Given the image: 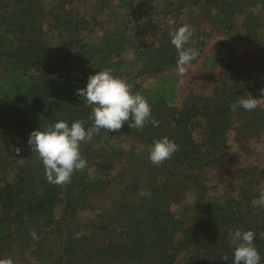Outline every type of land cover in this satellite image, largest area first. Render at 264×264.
Instances as JSON below:
<instances>
[{"label":"trees","instance_id":"obj_1","mask_svg":"<svg viewBox=\"0 0 264 264\" xmlns=\"http://www.w3.org/2000/svg\"><path fill=\"white\" fill-rule=\"evenodd\" d=\"M185 24L194 30L185 47L199 53L191 63L225 71L210 75L208 94L190 89L179 103L169 33ZM213 31L225 38L210 44ZM238 40L264 42V0H0V259L232 264L240 228L254 231L264 264V164H234L236 152L264 148V106L229 108L239 96L260 98L264 58L230 60ZM105 68L147 99L159 126L101 129L81 144L88 167L51 184L29 135L58 120L90 127L77 89ZM163 136L180 147L157 166L149 149Z\"/></svg>","mask_w":264,"mask_h":264},{"label":"clouds","instance_id":"obj_2","mask_svg":"<svg viewBox=\"0 0 264 264\" xmlns=\"http://www.w3.org/2000/svg\"><path fill=\"white\" fill-rule=\"evenodd\" d=\"M174 23V21H170ZM194 30L190 25H181L171 30L169 35L171 43L178 53L176 61L180 74H186L199 53L193 47H185L191 41ZM134 56L130 53L129 59ZM260 98L239 96L235 103L229 105L230 111H236L238 107L245 111H253L264 106V87L260 90ZM78 96L83 98L87 105L91 106L88 119L91 126L85 128L84 120H74L71 125L65 120H58L50 124L45 130H33L28 138V145L42 160L45 169L46 180L54 185H65L71 182L75 172H82L88 167V162L81 154V144L90 142L101 129L107 132H118L125 123L131 129L141 130L146 123L158 127L159 121L152 117L151 106L141 93L133 94L127 81L112 74V70L105 68L95 74L89 75L86 87L77 89ZM179 145L163 136L154 140L149 149V160L159 166L170 159L179 151ZM144 145L137 146L136 151L142 152ZM19 153V149H16ZM259 193L258 204L264 205V185L257 189ZM141 195L148 198L151 193L141 189ZM33 239H37L36 233H30ZM76 237L84 235L83 231L77 232ZM264 236V233H261ZM253 230H241L237 228L232 233L231 245L233 246L232 264H261V255L256 249ZM221 259L228 260L227 254ZM0 264H14L11 258L0 259Z\"/></svg>","mask_w":264,"mask_h":264},{"label":"rangeland","instance_id":"obj_3","mask_svg":"<svg viewBox=\"0 0 264 264\" xmlns=\"http://www.w3.org/2000/svg\"><path fill=\"white\" fill-rule=\"evenodd\" d=\"M225 38V36L218 32L213 31L211 35L210 44L218 41L219 39ZM231 46L234 48V51L230 57V60L234 62H239L244 65H252L257 59L264 58V42H254V43H246L242 40L238 41H230ZM178 76V82L176 84V88L178 91L179 103H182L186 93L193 89L198 93H202L204 95L208 94L212 87V80L210 79V75H219L225 71V68L219 67L213 71H204L198 62L191 63V67L187 71L186 74H180L178 69H174ZM159 74L154 75H144L139 78L141 83H146L149 81H153ZM127 142H131L127 140ZM128 143V144H129ZM234 159V164H250V165H261L264 164V148L261 147L257 149L253 154H242L236 152Z\"/></svg>","mask_w":264,"mask_h":264}]
</instances>
